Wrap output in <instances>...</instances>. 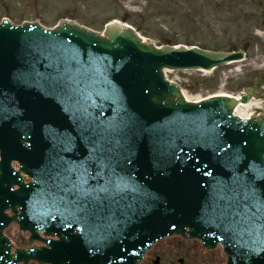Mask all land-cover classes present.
Returning <instances> with one entry per match:
<instances>
[{"label": "water", "instance_id": "water-1", "mask_svg": "<svg viewBox=\"0 0 264 264\" xmlns=\"http://www.w3.org/2000/svg\"><path fill=\"white\" fill-rule=\"evenodd\" d=\"M105 35L0 25V264H135L185 226L220 240L228 264H264V119L231 117L227 98L185 103L160 74L235 55L155 50L117 24ZM12 221L59 240L10 254ZM152 250L159 264L224 260L180 237Z\"/></svg>", "mask_w": 264, "mask_h": 264}, {"label": "rangeland", "instance_id": "rangeland-1", "mask_svg": "<svg viewBox=\"0 0 264 264\" xmlns=\"http://www.w3.org/2000/svg\"><path fill=\"white\" fill-rule=\"evenodd\" d=\"M2 17L14 23L37 19L47 27L66 18L99 33L117 19L158 46L205 43L228 49L243 43L245 58L237 63L207 72H166L192 98L239 93L249 82H257L264 61V0H0Z\"/></svg>", "mask_w": 264, "mask_h": 264}, {"label": "bare ground", "instance_id": "bare-ground-1", "mask_svg": "<svg viewBox=\"0 0 264 264\" xmlns=\"http://www.w3.org/2000/svg\"><path fill=\"white\" fill-rule=\"evenodd\" d=\"M184 97L186 99H192V100H196L198 99L199 97H189L188 95H186L184 92ZM260 105V102L256 99H250L247 103H238L237 106L235 107L234 109V114H236L237 116H241V117H247L251 110L255 107H259Z\"/></svg>", "mask_w": 264, "mask_h": 264}]
</instances>
